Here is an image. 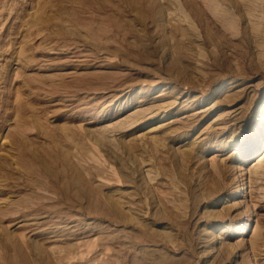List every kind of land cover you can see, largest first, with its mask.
Segmentation results:
<instances>
[{
    "label": "rangeland",
    "instance_id": "rangeland-1",
    "mask_svg": "<svg viewBox=\"0 0 264 264\" xmlns=\"http://www.w3.org/2000/svg\"><path fill=\"white\" fill-rule=\"evenodd\" d=\"M111 1L0 0V264H264V0Z\"/></svg>",
    "mask_w": 264,
    "mask_h": 264
},
{
    "label": "bare ground",
    "instance_id": "bare-ground-1",
    "mask_svg": "<svg viewBox=\"0 0 264 264\" xmlns=\"http://www.w3.org/2000/svg\"><path fill=\"white\" fill-rule=\"evenodd\" d=\"M101 2H103V3H111L112 1L111 0H100ZM109 1H111V2H109ZM131 0H128V1H126V2H130ZM264 121V120H263ZM259 122V121H258ZM258 125V124H257ZM256 125V126H257ZM255 126V125H254ZM262 128V127H261ZM254 130H256V129H254ZM256 132V131H255ZM264 134V133H263ZM262 139V138H261ZM256 143H255V145L253 146V147H251V149L252 148H255L256 147V145L260 142V140H259V137H257L255 140H254ZM261 159H264V155H260L259 156V158H257V160H261ZM237 188H239L238 189V191H236V193L235 194H233L232 196L233 197H237L238 195H241L242 194V192L241 191H244V187H243V185L242 184H240V186H238ZM236 188V189H237ZM221 199V198H220ZM245 226L243 225H239V224H237V225H235L234 226V228H232V229H234V231H232V232H236V231H245V228H244Z\"/></svg>",
    "mask_w": 264,
    "mask_h": 264
}]
</instances>
